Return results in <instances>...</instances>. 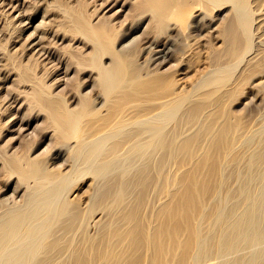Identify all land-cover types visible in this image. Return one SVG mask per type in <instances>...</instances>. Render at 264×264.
<instances>
[{
  "label": "bare ground",
  "instance_id": "6f19581e",
  "mask_svg": "<svg viewBox=\"0 0 264 264\" xmlns=\"http://www.w3.org/2000/svg\"><path fill=\"white\" fill-rule=\"evenodd\" d=\"M113 1L101 0L100 5L103 8ZM115 1L114 4L118 0ZM141 3L157 9L160 22L168 20L173 28L180 30L187 25V18L195 7L204 10L226 3L241 6L246 15L237 19V25L233 22L224 28L225 50L236 63L250 50L249 0H141ZM259 10L264 31V0ZM71 14L94 43L93 66L101 78V114L86 102L77 109L69 108L62 96L45 89V84L37 77L34 95L64 136H78L73 146L74 156L84 158L97 179L120 156L127 139L138 134L131 133L128 128L143 122L145 127L139 134L146 131L150 134L143 142L130 139L128 150L158 143L166 147V157L175 165L173 170L160 173L159 191L165 197L160 199L152 221H144L137 208L131 209L121 216V220L130 226L122 228L117 221L108 223L97 239H86L89 248L85 249L84 246L73 247L72 243L60 246L59 239L51 240L49 235L58 216L77 208L75 193H72L73 198H67L59 205L50 204L51 197L66 193L71 182L81 174L76 160L65 171L52 173L38 167L30 158L25 163L21 157H12L7 163L11 170L9 177L17 173L18 180L34 178L38 184L26 205L15 204L0 214V261L4 264H64L63 260L69 255L67 260L70 259L72 264H202L205 256L215 253L222 259V264H261L264 249L250 260H246L242 250L260 245L264 240V137L260 150L248 157V172L239 173L244 176L239 200H232L233 204L229 206L228 201L217 199L227 181L225 168L240 160L242 144L262 132V127H255L244 114H236L228 105L234 87L226 85L232 77L230 68L236 63L222 62L221 52H215L212 58L220 59L221 63L198 69L192 87L185 89L180 78L151 71L143 75L121 51L113 49L111 35L101 25L93 26L82 10ZM54 16L53 10L46 9L40 23L25 38L22 36L24 40L19 47H24V53L29 50L31 54H42L48 30L41 22L50 24ZM157 46L160 44L156 43L150 49ZM171 46L158 50L157 47L151 59L156 63L167 61ZM261 51L264 53V49ZM7 56L25 75L32 77L30 68L26 63L18 62L14 52ZM105 57L110 58L108 64L102 61ZM3 67L0 68L3 70ZM262 76L260 83L264 85ZM205 86L209 89L201 91ZM220 90L222 92L215 96ZM187 102L193 103L188 111L189 118L202 119L200 125L183 140L176 138L166 142L163 132L166 122ZM140 107H144L145 112L138 114L136 109ZM120 135H127V138L107 148L109 142ZM258 167L263 168L257 175L260 185L252 189L248 174ZM228 195L233 197L230 192ZM25 206H31V209ZM71 219L76 220L74 216ZM66 229L74 231V223L68 224Z\"/></svg>",
  "mask_w": 264,
  "mask_h": 264
},
{
  "label": "rangeland",
  "instance_id": "374dc122",
  "mask_svg": "<svg viewBox=\"0 0 264 264\" xmlns=\"http://www.w3.org/2000/svg\"><path fill=\"white\" fill-rule=\"evenodd\" d=\"M262 1L249 0L251 12L247 15L251 18L250 50L242 61L236 63V59L226 53L227 36L224 28L233 22L237 25V19L246 15V10L233 3L215 7L212 5L204 10L193 8L187 18V25L180 30L173 28L168 20L160 22L158 10L142 4L141 0H118L116 4L114 0L103 8L101 0H1L0 67L4 66V69L0 68V214L15 204L26 205L32 190H35V184H38L34 178L18 180L17 173L9 177L11 170L7 163L14 156L21 157L25 163L30 158L38 167L52 173L65 171L76 160V166L81 170L79 177H75L66 193H58L50 198V204L55 206L67 198H73L72 193L77 194V208H71L58 216L49 231L50 239H59L60 246L72 243L73 247L84 246L88 249L89 242L86 239H97L108 223L117 221L122 228L130 226L121 220V216L134 208L138 209L144 221H152L160 199L165 197L159 191L160 173L173 170L175 165L166 157V147L157 143L128 150L131 141L143 142L150 134L149 131L139 134L145 127L143 122L128 128L131 133L138 134L133 139H127L126 146L121 147L120 156L96 179L89 170L90 164L84 158L77 159L74 156L73 146L78 136H64L34 95L37 77L45 84V89L62 96L69 108L77 109L86 102L101 114V78L93 66L94 43L80 29L71 14L76 10H82L84 17L93 26L101 25L108 31L113 49L121 51L143 75L151 71L162 76L180 78L184 81L185 89L192 87L198 69L215 66L221 61L236 63L230 68L232 77L226 85L234 87L228 105L236 114H244L255 127H262L261 133L240 146V160L227 166L224 171L227 181L217 199L228 201L229 206L233 204L232 200H239V189L244 178L239 173L248 172V157L250 153L260 150L264 137V85L260 83L264 75V53L261 51L264 49V31L259 14ZM48 8L56 16L50 24L41 22L48 30L45 50H42V54H31L29 50L24 53V47H19L24 40L22 38L40 23ZM137 24L140 27L136 28ZM156 43L160 44L157 50L172 44L167 61L156 63L151 59L156 48L150 49V46ZM9 52H14L18 62L26 63L32 77L25 75L13 60L8 59ZM215 52H221V61L212 58ZM47 55L48 58H45ZM255 55L257 57L252 59ZM102 61L108 64L110 58L105 57ZM207 89L209 87L205 86L201 91ZM192 104L187 102L169 117L163 129L166 142L176 138L183 140L197 130L202 119L189 118L188 111ZM143 109L140 107L136 112L143 113ZM125 138L127 135H120L110 141L107 148ZM262 169L258 167L249 171L252 189L260 185L257 175ZM229 192L233 197L230 198ZM25 207L31 209V206ZM72 216L76 218L75 221L71 219ZM70 223H74V231L66 229ZM260 249H264V240L260 245L243 247L242 254L246 260H250ZM68 257L63 260L64 264H72L70 259L67 260ZM0 264H4V261H0ZM202 264H222V259L211 253L205 256ZM261 264H264V260Z\"/></svg>",
  "mask_w": 264,
  "mask_h": 264
}]
</instances>
